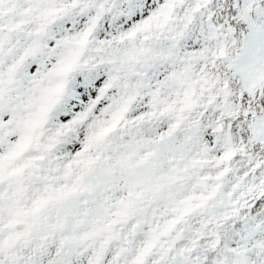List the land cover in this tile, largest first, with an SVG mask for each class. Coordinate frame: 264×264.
Listing matches in <instances>:
<instances>
[{
    "label": "snow or ice",
    "instance_id": "snow-or-ice-1",
    "mask_svg": "<svg viewBox=\"0 0 264 264\" xmlns=\"http://www.w3.org/2000/svg\"><path fill=\"white\" fill-rule=\"evenodd\" d=\"M0 264H264V0H0Z\"/></svg>",
    "mask_w": 264,
    "mask_h": 264
}]
</instances>
